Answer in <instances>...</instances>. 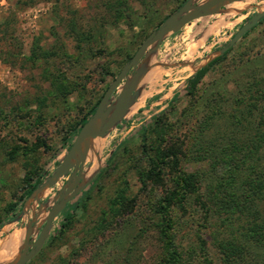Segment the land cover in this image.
I'll return each mask as SVG.
<instances>
[{"label":"rangeland","instance_id":"obj_1","mask_svg":"<svg viewBox=\"0 0 264 264\" xmlns=\"http://www.w3.org/2000/svg\"><path fill=\"white\" fill-rule=\"evenodd\" d=\"M187 1L0 0V247L15 241L4 264L32 248L68 176L21 205L30 179L52 175L81 127L72 130L142 41ZM263 10L264 0H230L148 50L125 117L92 141L81 191L27 264H168L174 250L176 264H264V247L240 234L248 219L231 209L264 173V18L209 68L196 92L187 89ZM154 119L166 122L177 164L162 185L142 190V132ZM183 174L193 176V190L173 202L167 229L159 208Z\"/></svg>","mask_w":264,"mask_h":264},{"label":"water","instance_id":"obj_2","mask_svg":"<svg viewBox=\"0 0 264 264\" xmlns=\"http://www.w3.org/2000/svg\"><path fill=\"white\" fill-rule=\"evenodd\" d=\"M230 0H209L208 2L192 6V0L185 2L175 13L171 14L156 30L152 31L140 44L134 55L126 63L118 75L111 81L101 97L95 112L83 124L67 154L52 175L38 187L26 200L37 196L46 186L56 185L60 179L68 176L65 187L58 193L53 207L49 210L46 221L41 228L32 248L15 257L8 264H27L35 258L44 246L55 218L66 208L71 199L82 189L84 165L92 141L97 137L105 136L126 115L137 80V69L146 58L148 50L158 44L166 35L177 32L186 24L209 16L227 4ZM264 18V10L252 15L245 24L235 33L231 40L224 45L219 54H223L233 47L248 31L254 28ZM133 72V81L117 98L113 107H110L113 94L119 89L124 80H128ZM26 203V202H25Z\"/></svg>","mask_w":264,"mask_h":264},{"label":"trees","instance_id":"obj_3","mask_svg":"<svg viewBox=\"0 0 264 264\" xmlns=\"http://www.w3.org/2000/svg\"><path fill=\"white\" fill-rule=\"evenodd\" d=\"M263 20V19H262ZM260 23V22H259ZM258 23V24H259ZM253 29L248 31L244 37H246ZM231 48L225 53L221 54L210 61L206 66L198 69L188 80L187 89L189 93L196 92L198 85L202 82L205 74L208 72L209 68L215 65L221 60V58L229 52ZM175 98V97H174ZM100 101V100H99ZM99 101L90 110L89 113L76 125L72 130V133L77 132V130L82 127V125L87 121L91 114L95 111ZM156 119L145 127L142 132L141 138V148L143 159L145 160V168L140 172L141 181L143 184L142 190H145L150 184L151 185H162L164 172L166 169L171 167V163L176 166L178 153L175 149L171 148L169 142L166 140L167 124L166 122L158 123ZM70 147V145L68 146ZM59 164H57L58 166ZM172 168V167H171ZM263 173V172H262ZM101 173L98 174V176ZM26 190L19 197L18 201L21 205H24L26 200L34 193V191L40 187L43 183V176L38 175L34 179H30ZM176 187L178 191L174 189L168 196L164 199L163 205L160 206V214L162 216L163 222H165V228L169 229L171 227V219L169 215V210L173 205V202L179 198L182 199L193 190V176L180 175L176 182ZM119 197V198H118ZM117 197L116 202H121L119 208H121L122 203L125 201L124 194L120 193ZM18 203H13L10 205L11 210H15ZM234 212H239L248 219L247 227L243 228L241 235L243 239L252 242L256 246L264 247V173L258 175L254 178L250 184L246 187L243 192L241 199L236 201L231 207ZM118 211V209H117ZM115 211V212H117ZM16 215L11 218L5 217L4 223H10L16 220ZM71 217L66 218L70 220ZM67 223L62 226H66ZM163 238L167 240L166 245L168 249L172 250V244L169 240L168 235L163 232ZM168 264H176V252L175 250L170 253Z\"/></svg>","mask_w":264,"mask_h":264},{"label":"bare ground","instance_id":"obj_4","mask_svg":"<svg viewBox=\"0 0 264 264\" xmlns=\"http://www.w3.org/2000/svg\"><path fill=\"white\" fill-rule=\"evenodd\" d=\"M11 243H12V245H11ZM14 248H15V241L14 240L12 242L11 241H6V242L3 243V245L0 247V264H4L5 263V260H6L5 257L7 256L9 250L14 249ZM11 253H13V252H11Z\"/></svg>","mask_w":264,"mask_h":264},{"label":"flooded vegetation","instance_id":"obj_5","mask_svg":"<svg viewBox=\"0 0 264 264\" xmlns=\"http://www.w3.org/2000/svg\"><path fill=\"white\" fill-rule=\"evenodd\" d=\"M257 25H258V24H257ZM257 25H256V26H257ZM256 26H255V27H256ZM255 27H254V28H255ZM240 28H241V27H240ZM254 28H252V29H254ZM243 37H244V36H243ZM243 37H242V38H243Z\"/></svg>","mask_w":264,"mask_h":264}]
</instances>
